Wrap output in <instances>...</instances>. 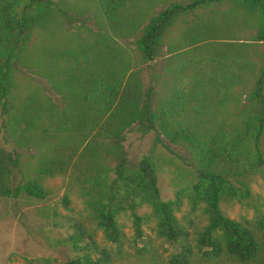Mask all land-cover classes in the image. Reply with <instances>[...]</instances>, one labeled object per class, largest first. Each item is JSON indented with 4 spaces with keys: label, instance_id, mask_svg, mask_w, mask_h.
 <instances>
[{
    "label": "trees",
    "instance_id": "1",
    "mask_svg": "<svg viewBox=\"0 0 264 264\" xmlns=\"http://www.w3.org/2000/svg\"><path fill=\"white\" fill-rule=\"evenodd\" d=\"M157 1L98 0L111 36L83 23L75 27L80 19L52 0H28L22 8L17 0H0V110L6 130L18 133V150L28 147L35 155L29 170L19 152L0 147V199L46 200L51 193L44 181L72 173L92 230L72 220L65 243L77 255L65 264H115L94 233L101 231L108 243L121 246L124 233L117 219L123 214L131 216L137 238L154 222L159 238L179 246L167 264H264V220L253 226L221 209L223 202L250 200L251 179L264 177V56L258 66L241 53L244 43L236 39H227L231 53L213 54L207 33L187 29L184 43L169 47L170 64L158 71L155 61L178 21L228 0L174 2L153 16L140 12L143 4ZM235 1L239 15L257 20L252 39L263 43L264 0ZM55 24L86 33L58 50L46 41L35 45L37 33L54 36ZM115 36L133 39L139 64L152 71L150 83H142ZM22 71L44 79L60 106L49 100L45 107L28 97L12 115L13 76ZM134 130L154 132V146L165 138L187 151L192 179L174 200L161 197L153 152L136 165L126 157L124 138ZM107 158L116 164L106 165ZM184 198L207 219L193 241L176 215ZM62 204L70 210L67 196ZM144 208L149 214L139 213Z\"/></svg>",
    "mask_w": 264,
    "mask_h": 264
},
{
    "label": "rangeland",
    "instance_id": "2",
    "mask_svg": "<svg viewBox=\"0 0 264 264\" xmlns=\"http://www.w3.org/2000/svg\"><path fill=\"white\" fill-rule=\"evenodd\" d=\"M17 1L19 8H22L28 0ZM52 1L80 19L76 22L78 26L75 27L83 23L85 29L113 36L98 0ZM174 2L188 0H158L157 3L150 2L147 8L143 4L140 12L153 16ZM235 7L236 1L228 0L181 18L165 41L163 55L155 61L157 70L163 72L170 64L169 47L182 45L185 41L183 35L187 29L195 35L207 33L203 36L208 37V49L213 54H228L234 50L233 44H230L232 42L227 39H236L244 43L241 44L243 45L240 48L241 53L260 66L264 56V42L257 44L252 39L257 20L239 15ZM81 15L83 16L80 17ZM75 27L68 30L65 29L68 28L66 25L61 27L55 24L54 36L37 33L34 36V43L36 45L46 41L56 50L73 46L86 33L85 30L77 31ZM234 30L238 32V36L231 38L228 35H232ZM203 36L199 38L206 39ZM115 39L123 48L126 60L140 70L142 83L145 85L150 83L152 71H149L148 64H139L133 39H120L116 36ZM13 82L15 107L12 108V115H16V112L25 105L28 97H33L45 107L49 100L59 106L61 104L60 97L50 89L47 82L30 71L15 73ZM5 119L0 110V147L9 152H19L24 168L32 170L35 163L34 150H28V147L18 150L16 145L18 133H13L11 129L6 130ZM162 140L163 144L154 146V132L142 134L134 130L126 133L123 146L126 157L134 165L138 164L143 156L153 152L160 194L164 201H169L175 199L178 188L189 184L193 170L188 165L189 156L185 149L168 143L165 138ZM115 164L113 158H107L106 165L113 167ZM44 186L51 193L46 200L0 199V264H29L27 260L38 259H50L53 264H65L77 255L65 243L71 233L72 220H80L92 230V224L86 215L85 198L81 194V189L72 180V173L48 179L44 181ZM249 187L252 192L250 200L244 203L223 202L221 209L233 220L249 222L256 226L260 219L264 220V177L255 176L251 179ZM65 196L70 199V210L63 207L62 200ZM139 213L149 214V210L144 208ZM176 215L180 224L190 232L191 241L207 223L203 211H192L186 198L183 199ZM117 221L124 233L121 246L108 243L101 231L94 233L97 242L113 253L115 264H167L171 254L179 249L178 245L170 244L156 235L153 230L154 222L145 224L142 228L143 236L137 238L130 215H120Z\"/></svg>",
    "mask_w": 264,
    "mask_h": 264
}]
</instances>
